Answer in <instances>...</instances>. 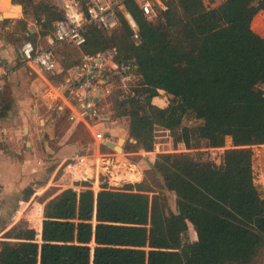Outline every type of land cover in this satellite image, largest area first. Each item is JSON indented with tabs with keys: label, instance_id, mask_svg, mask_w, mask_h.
<instances>
[{
	"label": "trees",
	"instance_id": "16d2710c",
	"mask_svg": "<svg viewBox=\"0 0 264 264\" xmlns=\"http://www.w3.org/2000/svg\"><path fill=\"white\" fill-rule=\"evenodd\" d=\"M12 1L24 8L33 0ZM121 1L138 26V41L118 12L110 32L84 28L80 51L94 55L114 47L116 63H132L140 86L135 95L115 92L113 118L127 120L135 143L124 150L147 153L139 160L162 198L148 183L141 187L138 165L135 187L104 182L95 192L85 182L79 192L64 189L45 201L39 235L31 227L7 231L4 238L18 241L0 243V264H254L264 249V192L261 163L249 147L264 145V94L258 91L264 90V35L251 23L264 2L217 0L209 8L202 0H163L167 10L150 23L135 0ZM40 12V35L52 34L62 11L45 5ZM23 38L29 41L31 34ZM77 64L51 76L62 78ZM160 92L169 98L163 107L153 104ZM184 119L198 124L184 126ZM157 128L187 150L199 141L223 148L226 138L231 148L219 165L185 153L152 154ZM165 192L174 194L175 211ZM32 194L26 188L22 201ZM180 245L187 248L178 250Z\"/></svg>",
	"mask_w": 264,
	"mask_h": 264
},
{
	"label": "rangeland",
	"instance_id": "374dc122",
	"mask_svg": "<svg viewBox=\"0 0 264 264\" xmlns=\"http://www.w3.org/2000/svg\"><path fill=\"white\" fill-rule=\"evenodd\" d=\"M202 1L209 8L218 5L217 0ZM45 5L60 11L62 0H33L24 8L21 5L22 13L12 11L10 14L14 16L9 18H13V20L2 24V27L7 28V31L0 33V60L4 63L3 70L5 72L2 99L8 107L6 115H3L5 117L3 127L7 142L0 145V177L5 176L4 180H0V243L3 241L17 242L18 240L4 238L7 231L12 235L31 226H35L34 231L39 235L37 227L40 220L35 214L31 218V211L36 213L37 208L40 211V207L36 204L44 205L49 197L72 185L71 179L64 175L62 167L57 168L63 158L68 160L73 154L86 156L90 160H93L94 156L95 159H98L97 152L95 155L93 151L97 149V143L88 127L81 121L69 119L71 114L74 115L69 105H77V101L73 99L69 91L70 88L66 84L68 73L62 78H55L49 73L37 75L21 63L18 50L21 43L24 42V34L30 33L29 41L42 47L46 46L47 39L51 35V33L46 36L40 35L41 26L38 20L44 17L40 11ZM24 10L25 14H23ZM252 28L256 30L255 24ZM10 34L12 35L10 36ZM55 55L59 66L64 68L72 62L79 63L82 53L72 46L63 45L55 47ZM57 70L60 71V67ZM108 80L107 85L101 89L103 99L97 104V108L100 110L101 116H109L111 121L115 122L113 126L127 129L128 122L125 118H113L114 112L111 106L112 101L116 98L114 97L115 92L123 89V85L114 78ZM125 83L127 90L131 91H136L140 86L137 76ZM258 91L264 94L262 88H259ZM168 99L166 95L161 94L159 99L154 101V104L164 106ZM197 124L198 122L190 119L183 121L184 126L194 127ZM118 136H120L117 138L118 140L124 139L126 141L124 147L130 142L129 140H132L128 134L122 135L121 133ZM27 143L29 145H26ZM205 144L204 141H199L197 148L187 150L183 145L176 146L174 144L171 133L157 128L153 153H185L192 158L200 157L202 160H209L211 156H221L224 150L231 148L229 138H226L225 146L221 149L206 148ZM69 147L72 148V153L66 152ZM108 149L102 150L100 147L102 159H106L109 165L101 168L100 171L106 175L102 174L97 177L98 188L95 189V192L99 190V185L104 182L110 188L125 189L130 185L135 187V184L131 182H134V177H139L142 171L141 187L144 186L145 182L148 183L155 194L160 199L162 198L161 190L147 173L148 167L142 163L140 171L136 164L139 156H143L141 153L138 155L125 151L124 153L116 152L111 149L114 153L112 155ZM252 150L259 154L257 158L261 163L263 182L261 189L264 192V145L252 148ZM60 151L62 152L61 158L56 157ZM54 170H56L55 176H51ZM92 182L94 183V179ZM73 186L75 185L73 184ZM28 187L32 188L33 194L27 202H24L22 201L23 191ZM70 189L73 190V187L71 186ZM151 195L149 193V196ZM165 197L169 208L175 211L174 194L165 192ZM15 214L16 217H14ZM37 240L40 243L39 236ZM188 240L190 242L196 240L191 226L188 229ZM177 248L182 250L186 249L187 246L180 245ZM254 264H264V249Z\"/></svg>",
	"mask_w": 264,
	"mask_h": 264
},
{
	"label": "built area",
	"instance_id": "2783aa9c",
	"mask_svg": "<svg viewBox=\"0 0 264 264\" xmlns=\"http://www.w3.org/2000/svg\"><path fill=\"white\" fill-rule=\"evenodd\" d=\"M256 1L264 2V0ZM135 3L143 18L150 23L158 21L161 14L167 10L163 0H135ZM61 11L63 19L55 22L53 32L47 39L46 46H36L31 41H25L19 49L21 63L37 75L58 73L57 69L60 66L54 53L55 47L68 45L80 50L85 43L83 35L85 27L91 26L104 32L114 30L118 26V12L123 15L129 25L132 40L138 41L139 39L138 26L125 10L121 0H62ZM5 31H7V28L2 27V23H0V33ZM117 55V49L114 47L94 55L82 54L79 63L67 71L66 84L70 88L69 91L73 99L77 101V105L69 103V108L74 113V115H70L69 119L71 121H81L88 127L94 141L97 143V153L100 151L101 146L106 147V142H109L104 132L97 128L106 118L100 115V110L97 108V104L103 99L101 89L107 85L109 78H114L121 82L126 93L135 95L134 90H127L125 83L134 77L133 65L128 61L116 63ZM3 66L4 63L0 60V145L7 142L3 127L5 122L3 116L4 105L1 100L5 83ZM97 94H99L98 97ZM260 146L262 145L249 147L252 157L255 159H258L259 154L254 153L252 148ZM221 156L213 155L209 160L213 164L219 165ZM89 159L86 156H76L72 163L67 166L70 179L75 185L72 186L73 191L79 189L77 184L80 182H89L88 189L95 191L98 188L97 177L102 174L106 175V173L100 171L102 167L97 168V159L94 164H90ZM92 179H94V183Z\"/></svg>",
	"mask_w": 264,
	"mask_h": 264
},
{
	"label": "crops",
	"instance_id": "0c3cea01",
	"mask_svg": "<svg viewBox=\"0 0 264 264\" xmlns=\"http://www.w3.org/2000/svg\"><path fill=\"white\" fill-rule=\"evenodd\" d=\"M11 5V4H10ZM12 5H14L13 3H12ZM11 16H14L13 14L11 15ZM256 21V22H255ZM255 24V29L256 30H254L253 28V31L257 34V35H259V36H263L264 35V11H260L255 17H254V19H253V21H252V23H251V27L253 26ZM51 36V35H50ZM160 94H163V92H160ZM159 99V97H157V98H154L153 99V104H154V101L155 100H158ZM164 106H165V104H164ZM159 107H163V106H159ZM106 118H105V120L102 122V124L100 125H98L97 126V128L99 129V130H101V131H103L104 132V134H105V136L108 138V141L109 142H112V143H114V144H116L117 143V138L118 137H120V136H118V134H121L122 133V135H126V134H128L127 133V129H125V128H119V127H115V126H113V124H115V122H113V121H111V118L109 117V116H105ZM127 128V127H126ZM126 133V134H125ZM107 147V146H106ZM108 148V147H107ZM124 148V147H123ZM109 150V152H110V154H112L113 153V151L109 148L108 149ZM98 150L97 149H94V152H95V155H96V152H97ZM125 151V150H124ZM124 151H123V153H124ZM66 152L67 153H72V148L71 147H69V149L68 150H66ZM140 153L143 155V156H145V155H147V153H145V152H143L142 150H139L136 154H138V155H140ZM98 154V156H100L101 158H102V154L100 153V151L97 153ZM114 154V153H113ZM112 154V155H113ZM152 154H154V153H152ZM61 156H62V152L60 151V152H58L57 154H56V157H60L61 158ZM75 156H77V155H73L72 154V156H71V158L70 159H68V160H65L64 158L60 161V163H59V165L57 166V168L59 169L60 167H62V170H63V172H64V175H66V176H68L69 178H70V176H69V174H68V171H69V168L67 167L69 164H71L72 163V161H73V159L75 158ZM126 157H128V156H126ZM125 157V159L127 160V158ZM99 158V157H98ZM95 156L93 157V160H90L89 159V161L88 162H91V164H94L95 163ZM141 164H142V161H140V160H138V162H137V165L139 166V168H140V166H141ZM55 171L56 170H54V171H52V174H51V176H53L54 174H55ZM136 171H137V169H136ZM137 173H139V172H137ZM55 176V175H54ZM4 175L3 176H1L0 177V180L2 181V180H4ZM53 179V178H52ZM136 179V178H135ZM82 183H85V182H80V183H78L77 184V186L79 187V189L78 190H76V191H80L81 189H83L84 187H82L81 186V184ZM89 183V182H88ZM90 184V183H89ZM71 186H73V183H72V185ZM70 186V187H71ZM70 187H69V189H70ZM59 192H61V191H58L56 194H54V195H52L51 197H49V199H51L52 197H54L55 195H57ZM38 207H40V211H39V208H37L36 209V213L32 210L31 211V218H33L34 216V214L37 216V217H39V220H40V222L38 223V225H40L41 226V223H42V221H43V216H42V213H43V206L44 205H41V204H36ZM14 217H16V214L14 215ZM31 228L34 230V229H36L35 228V226H31ZM39 234H40V232H39Z\"/></svg>",
	"mask_w": 264,
	"mask_h": 264
},
{
	"label": "water",
	"instance_id": "95a60500",
	"mask_svg": "<svg viewBox=\"0 0 264 264\" xmlns=\"http://www.w3.org/2000/svg\"><path fill=\"white\" fill-rule=\"evenodd\" d=\"M12 2H13L12 0H9V4L12 5ZM3 6H4V3H2L1 0H0V9H2ZM13 7L18 9V11H20L22 13V6L21 5H13ZM10 16H11V14H9V13L3 11V10H0V23H2L3 21H7V20H9V21L13 20V18H9ZM18 54H19V56H21L20 50H18ZM98 96H99V94H97V97ZM129 141L132 142V143H135V141H133V140H129ZM125 142L126 141L124 139H119L116 144H114L112 142H106V146L108 148L112 149L113 151H116V152L117 151H121V152H123L124 151L123 147H124V143ZM26 145H29V144L27 143Z\"/></svg>",
	"mask_w": 264,
	"mask_h": 264
},
{
	"label": "bare ground",
	"instance_id": "6f19581e",
	"mask_svg": "<svg viewBox=\"0 0 264 264\" xmlns=\"http://www.w3.org/2000/svg\"><path fill=\"white\" fill-rule=\"evenodd\" d=\"M1 2L2 3H4V6H3V8L2 9H0V10H3V11H5V12H7V13H11L12 11H18V9H16V8H14L13 7V5H10L9 4V0H1ZM9 5V6H8ZM6 6H8L7 8H6ZM98 157H100V156H98ZM97 168L99 169V168H101V167H103V166H108L109 165V163L106 161V159H102V158H98L97 159ZM105 168V167H104ZM106 171V170H105ZM104 171V172H105ZM138 172V171H137ZM134 174V173H133ZM136 178V176L134 177V179Z\"/></svg>",
	"mask_w": 264,
	"mask_h": 264
},
{
	"label": "flooded vegetation",
	"instance_id": "af4514ba",
	"mask_svg": "<svg viewBox=\"0 0 264 264\" xmlns=\"http://www.w3.org/2000/svg\"><path fill=\"white\" fill-rule=\"evenodd\" d=\"M8 121V120H7Z\"/></svg>",
	"mask_w": 264,
	"mask_h": 264
}]
</instances>
